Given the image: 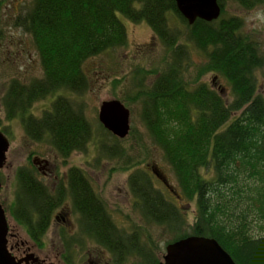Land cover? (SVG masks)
<instances>
[{
  "label": "trees",
  "instance_id": "16d2710c",
  "mask_svg": "<svg viewBox=\"0 0 264 264\" xmlns=\"http://www.w3.org/2000/svg\"><path fill=\"white\" fill-rule=\"evenodd\" d=\"M233 1L246 10L264 6V0ZM220 6L216 20L196 19L188 24L174 0H33L16 24L31 35L42 76L30 82L13 78L1 104L6 118H18L31 139L50 140L64 156L83 148L92 140L93 128L81 106L69 97L89 89L83 64L127 45L119 16L145 22L162 42L166 65L149 69L154 75L149 83L135 69L126 90L131 99L126 100L139 104L143 124L174 174V189L194 205L193 221L189 223L182 212V224H173L170 232L175 239L214 238L236 264H264V233H247V210L231 212L246 199L262 204L259 210H264V53L259 41L243 31V19L225 15V0H220ZM191 48L206 57L197 69L224 79L230 100L223 97L225 86L221 93L192 78ZM257 71L263 76L259 84ZM49 95L57 97L51 108L35 116L32 105ZM98 128L106 132L101 124ZM33 184L34 178L20 177L15 212L18 220L26 218L35 225V231L45 227L41 210L48 202ZM134 192L143 195L145 214L148 205L162 203L156 191L149 199L143 190Z\"/></svg>",
  "mask_w": 264,
  "mask_h": 264
},
{
  "label": "rangeland",
  "instance_id": "374dc122",
  "mask_svg": "<svg viewBox=\"0 0 264 264\" xmlns=\"http://www.w3.org/2000/svg\"><path fill=\"white\" fill-rule=\"evenodd\" d=\"M32 1L0 0V130H4L3 133L9 140L5 162L0 170V204L5 209L4 211L9 219V227H12L15 231H20L24 238H29L21 227L22 231L17 227V223L14 222L10 215V210L15 202V194L18 190L20 169L18 171L17 169L20 166L30 165L31 160L35 156L49 159L53 162L54 168H56V175L42 177L40 171L35 169V172L37 173V177L46 184L47 189L56 191L60 185L67 184V178H62L67 168L74 164L79 166L84 161L82 158L87 157L90 159L91 164L95 162L100 163L98 167H90L94 170L92 171L93 176L90 175L91 180L94 185L96 184V189L99 192L101 191L100 187L103 186L101 196L106 198V206L111 209V214L117 221V224L120 227L126 228L127 232H133V228H136L140 224L139 217L137 219L130 208L135 198L131 197L129 201H126L123 197L124 190L121 191L120 187L125 180L133 176L132 174L142 173L138 167H141L143 163L154 162L177 189L176 179L170 166L164 159L162 150L153 141L146 126L143 124L139 104L126 100L131 99L126 90L127 86L130 85V80L134 76L133 71L135 69L138 71L136 72L138 76L143 77V80L149 83L154 78L149 69L152 68L151 70H154V67L159 69L166 65L165 61H162L165 53L162 42L154 38L151 28L145 22L134 23L123 18V16H119L127 31V45L113 50H106L87 59L83 67L89 77V89L81 95L73 94L69 96L73 97L77 106H81L84 114L90 121L93 128V138L88 143L86 152L73 151L69 157L62 158L54 149L50 140H33L27 135L24 125L18 118L7 119L6 111L1 104L2 97L7 92V87L13 78L30 82L42 76V68L33 47L32 37L16 24L18 17L28 5L32 4ZM225 10V15H237L243 19V31L259 41L261 51L264 53V6L246 10L240 8L233 0H225ZM189 60L190 66L188 69L192 78H197L196 82H206L217 90L225 86L227 93L223 97L226 100L232 98L224 79L220 80L218 78L215 80V73L209 70L197 69L199 65L204 64L206 61V57L202 52L196 50V48H191ZM256 76L259 84L263 80V76H261V72L259 71L256 72ZM50 97L52 95H49L46 99L35 101L30 110L36 116H40L43 110L51 108L53 97ZM114 98L120 101L124 99L125 102H122L130 110L131 132L125 139H118V143H116L109 132L100 131L98 128L100 122L97 117L100 102ZM102 144L108 148L107 152L106 150L102 152ZM115 144H118L119 147H114L115 149H113L112 146ZM130 160L134 162L131 166H129ZM137 164L139 166L132 167ZM102 165H107L109 169L115 168V170L113 173L105 172L101 176L99 174V167H102ZM126 167L128 168L126 169ZM131 167L134 169L132 170ZM87 168H84L86 172ZM105 175L109 176L107 180L108 186L99 185V182ZM59 178H62L60 182ZM116 185V194L126 204L121 200L116 205L115 201L109 198L112 196L110 192L115 193L116 190L112 186ZM232 202L233 200H231L230 204ZM244 202L245 204L242 203L237 208L232 207L231 212L238 211L241 214L244 212V209L247 210L245 218V223L248 226L247 233L251 236L262 235L264 233V218L262 217L264 210L262 212L259 210V206L262 204L255 201L250 202L248 199ZM182 212L189 223L193 221L194 205L192 203L188 204L182 200ZM145 225H143L144 233L146 229ZM53 231L54 228L51 227L43 238L44 244L41 247L43 254L48 252H51V255L56 254L57 244L56 246L52 244L57 242V239L53 235ZM153 231V234L158 238V240L154 241L155 247L160 248V251L164 252L165 245L173 238V234L168 229L162 228ZM94 248L96 249L97 247ZM34 250L38 254L41 253L40 250ZM138 262V260L130 257L125 264H137Z\"/></svg>",
  "mask_w": 264,
  "mask_h": 264
},
{
  "label": "flooded vegetation",
  "instance_id": "af4514ba",
  "mask_svg": "<svg viewBox=\"0 0 264 264\" xmlns=\"http://www.w3.org/2000/svg\"><path fill=\"white\" fill-rule=\"evenodd\" d=\"M219 90L221 93L224 92L221 88ZM56 98L53 97V100ZM44 111L41 112V115ZM130 132L131 125L129 134ZM115 137L120 140L126 138ZM88 143L90 142H87L83 148L73 151L86 152ZM114 147L118 148L119 146L115 144L112 148L115 149ZM103 148L108 149L102 144V152ZM57 153L62 158L71 155L69 153L64 156L58 151ZM82 159L84 161L79 166L74 164L67 168L62 177L67 178V184L60 185L56 191L47 189L46 184L37 177L35 172L36 170L40 171L42 177L56 175V168L49 159L35 156L30 165L20 166L17 169V171L20 169V177L25 174L29 179L34 178L35 184L33 185L45 194L48 206L45 210L40 209L45 227L34 231L36 226H32L26 218L22 221L17 219L15 212L17 194H15V202L10 210V215L17 223V227H21L29 238H24L20 231H15L12 227H9V219L4 211L7 221L6 247L10 255L20 264H125L130 257L138 260L137 264H163L166 246L181 238L175 239V236H173L165 245V251L162 252L160 248L155 247L154 241L158 238L153 234V230L162 228L170 231L173 224L175 226L177 222L180 225L182 224V198L174 189L167 175L161 172L154 162H149L138 167L142 173L132 174L133 176L123 182L120 187L121 191L124 190L123 197L126 201H129L131 197L135 198L130 208L133 210L134 216L137 219L139 217L140 221V224L133 228V232H127L126 228L117 224L111 214V209L106 206L107 200L101 196L103 186L100 187L101 191L99 192L96 189V184L92 183L91 176H93L92 171L94 170L90 167H98L100 163L95 162L94 165L90 163L89 158L83 157ZM129 162V165L134 163L132 160ZM136 166H139V164L132 167ZM86 167H88L87 172L84 169ZM99 168L101 176L105 172L113 173L115 170V168L109 169L107 165H102ZM106 177L107 175L100 182L98 180L99 185H107L109 176ZM62 178H59V182ZM112 188L116 190L115 193L110 192L112 196L109 198L118 205L123 199L116 194L117 185L112 186ZM134 189L143 190L147 195V199L152 198L155 191L158 192L163 199L161 205L156 207L146 206L147 211L145 214L144 209H142L143 195L139 196L138 193L134 192ZM20 195L23 196L24 192H21ZM124 203L126 204L125 201ZM169 204H172L173 208L169 207ZM34 209L35 213L39 215V210ZM173 209H175L174 215H172ZM171 218L174 219L173 222ZM32 223L34 222L32 221ZM143 225L146 227L145 233L143 232ZM51 227L54 228L53 235L57 239V242L52 244L54 246L57 244L55 255H51V252L44 254L41 252V247L44 244L43 238ZM34 249L40 250L41 253L38 254Z\"/></svg>",
  "mask_w": 264,
  "mask_h": 264
},
{
  "label": "water",
  "instance_id": "95a60500",
  "mask_svg": "<svg viewBox=\"0 0 264 264\" xmlns=\"http://www.w3.org/2000/svg\"><path fill=\"white\" fill-rule=\"evenodd\" d=\"M178 12L192 24L196 19L216 20L221 13L219 0H174ZM98 120L111 134L125 138L130 131V111L119 99L102 100ZM9 141L0 131V170L5 162ZM7 221L0 204V264H20L6 247ZM163 264H236L214 238L189 235L166 246Z\"/></svg>",
  "mask_w": 264,
  "mask_h": 264
}]
</instances>
